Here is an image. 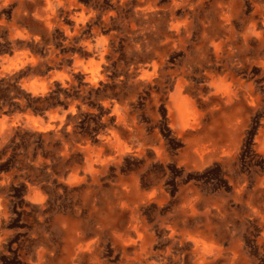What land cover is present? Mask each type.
Masks as SVG:
<instances>
[{
  "label": "rangeland",
  "instance_id": "374dc122",
  "mask_svg": "<svg viewBox=\"0 0 264 264\" xmlns=\"http://www.w3.org/2000/svg\"><path fill=\"white\" fill-rule=\"evenodd\" d=\"M0 81V264H264V0H0Z\"/></svg>",
  "mask_w": 264,
  "mask_h": 264
},
{
  "label": "trees",
  "instance_id": "16d2710c",
  "mask_svg": "<svg viewBox=\"0 0 264 264\" xmlns=\"http://www.w3.org/2000/svg\"><path fill=\"white\" fill-rule=\"evenodd\" d=\"M0 82H1V81H0ZM1 85H2V84H0V88H1ZM4 92L8 93V90H7V89H4ZM0 109H1V107H0ZM95 131L97 132L96 129H95Z\"/></svg>",
  "mask_w": 264,
  "mask_h": 264
}]
</instances>
